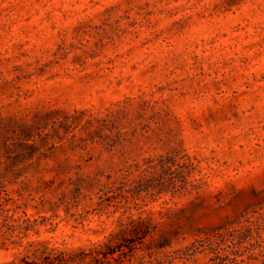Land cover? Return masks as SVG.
<instances>
[{
  "label": "rangeland",
  "instance_id": "374dc122",
  "mask_svg": "<svg viewBox=\"0 0 264 264\" xmlns=\"http://www.w3.org/2000/svg\"><path fill=\"white\" fill-rule=\"evenodd\" d=\"M52 248L264 264V0H0V264Z\"/></svg>",
  "mask_w": 264,
  "mask_h": 264
},
{
  "label": "trees",
  "instance_id": "16d2710c",
  "mask_svg": "<svg viewBox=\"0 0 264 264\" xmlns=\"http://www.w3.org/2000/svg\"><path fill=\"white\" fill-rule=\"evenodd\" d=\"M135 229H133L134 231ZM146 230L142 231L140 236H144L146 234ZM135 234L136 231H134ZM122 251V249H120ZM115 251H109L107 254L113 255ZM122 253V252H121ZM120 253V254H121ZM107 257L106 255H104ZM121 256L113 257L115 261L120 260ZM8 264H78V261L76 260V257L72 254H69L67 252L59 251L55 248H52L48 251L42 252L41 256L39 258H27L22 257L17 263H8Z\"/></svg>",
  "mask_w": 264,
  "mask_h": 264
}]
</instances>
